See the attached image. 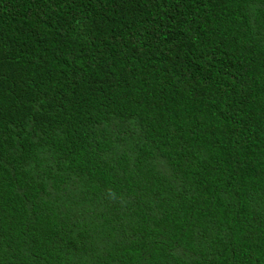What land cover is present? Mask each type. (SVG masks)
Returning <instances> with one entry per match:
<instances>
[{
    "label": "trees",
    "instance_id": "trees-1",
    "mask_svg": "<svg viewBox=\"0 0 264 264\" xmlns=\"http://www.w3.org/2000/svg\"><path fill=\"white\" fill-rule=\"evenodd\" d=\"M0 264H264V0H0Z\"/></svg>",
    "mask_w": 264,
    "mask_h": 264
}]
</instances>
